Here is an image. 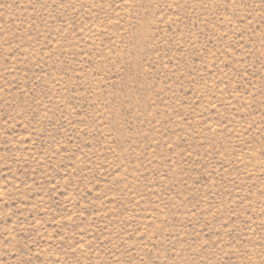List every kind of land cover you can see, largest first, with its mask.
Here are the masks:
<instances>
[{"label": "rangeland", "instance_id": "obj_1", "mask_svg": "<svg viewBox=\"0 0 264 264\" xmlns=\"http://www.w3.org/2000/svg\"><path fill=\"white\" fill-rule=\"evenodd\" d=\"M0 264H264V0H0Z\"/></svg>", "mask_w": 264, "mask_h": 264}]
</instances>
